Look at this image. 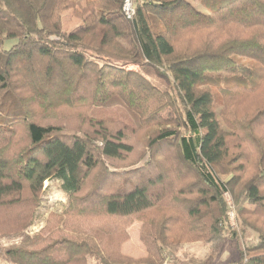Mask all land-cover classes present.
<instances>
[{
    "label": "trees",
    "instance_id": "trees-1",
    "mask_svg": "<svg viewBox=\"0 0 264 264\" xmlns=\"http://www.w3.org/2000/svg\"><path fill=\"white\" fill-rule=\"evenodd\" d=\"M124 1L0 0V213L35 210L43 183L55 179L66 212L137 217L178 204L179 183L188 175L190 191L207 200L198 208L188 200L183 222L198 224L199 209L208 208L209 201L222 205L221 195L233 180H221L218 171L228 142L213 109L216 92L239 96L247 106L246 122L234 117L235 127L258 155V174L241 185L244 202L264 208V0H198L201 9L189 0H134L131 19L122 13ZM68 10L82 26L64 33L60 15ZM7 40L16 43L4 50ZM104 47L114 51V63L98 66L86 58L87 50L101 53ZM127 65L146 68L167 83L166 90L125 70ZM12 82L25 84L18 85L21 93ZM89 102L123 107L147 128L156 127L148 133L142 168L121 174L105 168L103 157L118 161L134 152L123 130L112 132L105 120L91 122L92 139L36 117L37 107L46 113L54 106ZM165 109L170 120L158 116ZM160 154L168 167L157 163ZM98 169L84 192L85 181ZM251 217L255 225H246L256 236L239 251V264H264V213ZM197 232L179 230L181 236ZM168 242L165 235L161 246L147 248L148 262L162 264L161 247ZM95 247L69 239L55 248L36 250L35 245L3 254L14 264H83Z\"/></svg>",
    "mask_w": 264,
    "mask_h": 264
},
{
    "label": "rangeland",
    "instance_id": "rangeland-1",
    "mask_svg": "<svg viewBox=\"0 0 264 264\" xmlns=\"http://www.w3.org/2000/svg\"><path fill=\"white\" fill-rule=\"evenodd\" d=\"M133 1L130 0V2ZM189 2L201 9L198 0H189ZM60 19L64 33L75 31L82 26L81 22L74 17L72 10L61 12ZM15 43L14 40H7L2 48L8 50ZM109 49L111 48L104 47V53L87 50L86 58L96 62L98 66L112 64L114 62L111 56L114 51L111 53L112 50ZM243 63L247 66L253 65V62L248 60H243ZM125 70L142 74L159 90L165 91L167 88L166 82L158 79L146 68L140 69L135 65H127ZM12 83L16 84L17 91L21 93L18 85L24 86L25 84L23 82ZM260 97L264 98V86L260 90ZM213 109L228 142V154L218 167V171L222 174L220 179L225 181L231 178L233 180L228 191L221 195L222 205L209 201L208 208L199 209L198 224L183 222L185 205L191 202L198 208L201 199L207 200V197L204 198L201 194L190 191L193 190V179L188 175L179 183L178 188L181 193L175 196L181 200L178 204L124 219L104 215L89 216L88 214L78 217L74 212H66L64 209L66 197L60 190V182L50 179L43 183L42 193L35 210H21L19 213L12 214L0 213V250H2L0 264H14L3 254L6 249L30 250L36 245V250H42L51 244L55 248L69 239L87 240L89 244H96L83 264H102L103 262L105 264H153L148 262L146 249L153 248V245H160L165 235L169 242L161 247L163 249L162 264H205L206 262L209 264H239V251H243L247 240L256 236L250 230L251 227L246 224L254 226L255 219L251 215L264 213V208H253L244 202V188L241 185L251 176L258 174L254 168L258 155L254 149L247 148V145L241 141L243 130L235 127L234 117L238 119V123L246 122L247 106L244 105V101L239 99V96L228 97L216 92ZM158 116L164 121L171 119L170 111L167 109ZM36 117L44 120L46 124L59 125L67 134L78 133L91 136L93 128L89 125L92 121L100 119L107 121L109 130L114 133L117 130H123L129 142L134 146V152L118 161H110L104 157L102 159L107 170L120 174L143 167L147 160L143 152L146 151L144 146L148 133L156 129V127L147 128L146 123H142V119L128 113L123 107H112L109 102L103 106L91 102L82 106L79 104L54 106L46 113L37 107ZM121 125H124V129L120 127ZM165 126L168 125L162 124V127ZM168 128L176 129L172 125ZM178 132L181 136L187 135L182 127L178 128ZM262 132L261 134L264 135V131ZM91 138L93 139V136ZM156 156V161L160 166L168 167V163L161 157V154L160 157ZM99 170L91 172L85 181L84 187L87 189L84 192L90 189L92 180ZM133 181L137 183L138 179H133ZM187 182L188 186L183 187ZM106 186L109 188L110 184L107 183ZM241 214H246V216L243 217ZM262 220L260 219V222ZM182 229L187 232L193 230H198V232L195 237H191L188 233L189 236H181L179 230Z\"/></svg>",
    "mask_w": 264,
    "mask_h": 264
},
{
    "label": "built area",
    "instance_id": "built-area-1",
    "mask_svg": "<svg viewBox=\"0 0 264 264\" xmlns=\"http://www.w3.org/2000/svg\"><path fill=\"white\" fill-rule=\"evenodd\" d=\"M122 13L126 19H130L133 14V9L130 0H125L122 6Z\"/></svg>",
    "mask_w": 264,
    "mask_h": 264
}]
</instances>
